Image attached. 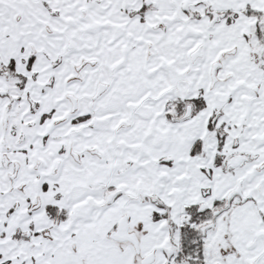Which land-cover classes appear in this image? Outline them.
Wrapping results in <instances>:
<instances>
[{
  "label": "snow or ice",
  "instance_id": "obj_1",
  "mask_svg": "<svg viewBox=\"0 0 264 264\" xmlns=\"http://www.w3.org/2000/svg\"><path fill=\"white\" fill-rule=\"evenodd\" d=\"M0 264H264V0H0Z\"/></svg>",
  "mask_w": 264,
  "mask_h": 264
}]
</instances>
